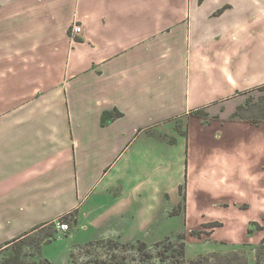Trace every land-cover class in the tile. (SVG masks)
<instances>
[{"label": "crops", "instance_id": "1", "mask_svg": "<svg viewBox=\"0 0 264 264\" xmlns=\"http://www.w3.org/2000/svg\"><path fill=\"white\" fill-rule=\"evenodd\" d=\"M261 87L264 0H0V250L102 202L186 216L228 179L250 208L264 120L235 111Z\"/></svg>", "mask_w": 264, "mask_h": 264}, {"label": "rangeland", "instance_id": "2", "mask_svg": "<svg viewBox=\"0 0 264 264\" xmlns=\"http://www.w3.org/2000/svg\"><path fill=\"white\" fill-rule=\"evenodd\" d=\"M235 113L256 124L264 120V87L239 97ZM261 154L249 149L250 164L254 166ZM238 156L225 159H233L231 170L235 172L237 162L241 166L244 161L243 153ZM176 176L172 172L166 181ZM228 176L231 178L232 174ZM193 188L199 192L198 186ZM245 191L243 185L228 179L222 194L207 196L202 201L193 197L194 211L187 212L186 216L167 214L175 208L170 200L158 202L159 208L148 211V203L140 206L132 202L116 203V196H110L114 200L111 206H120L122 213L107 211L102 202L92 215L94 225L89 224L87 216L79 220L75 214L67 215L66 233L57 232L55 226L35 231L1 249L0 264H177L175 261L180 258L184 264L191 260L199 264H264V188L258 186L244 194L250 208L243 209L249 206L245 201L240 209L232 206L243 199ZM117 193L118 190L112 192ZM138 241L145 243L143 249L139 248Z\"/></svg>", "mask_w": 264, "mask_h": 264}, {"label": "trees", "instance_id": "3", "mask_svg": "<svg viewBox=\"0 0 264 264\" xmlns=\"http://www.w3.org/2000/svg\"><path fill=\"white\" fill-rule=\"evenodd\" d=\"M119 114H120V112H118V111H114V112H105V113H104V116H103V121H104L105 118H115V117H118ZM179 190H180L181 193H183V192H184V185H181V186L179 187ZM184 200H185V198H184V196H183V202L179 203V204L173 209V211L169 212V214H173V213H179V212H181V211L183 210L184 205H185V201H184ZM66 216H67V215H65L64 218H65ZM64 218H62V220H64ZM178 235H179L180 237L184 238V235H183V234H178ZM18 238H19V237H18ZM18 238H15V239L9 241L8 243L15 244L16 242H18V240H17ZM8 243H7V244H8ZM158 243H160V242H157V243H155V244H158ZM138 245H139V248H140V249H143L144 246H145V243H144L143 241H138ZM9 246H11V245L6 246L5 248H8ZM5 248H3V249H5ZM183 253H184V252H183V245L181 244V245L179 246V254H180V256H182ZM175 262H176L177 264H184L182 258L176 260ZM188 264H199V262L196 261V260H191V261L188 262Z\"/></svg>", "mask_w": 264, "mask_h": 264}, {"label": "built area", "instance_id": "4", "mask_svg": "<svg viewBox=\"0 0 264 264\" xmlns=\"http://www.w3.org/2000/svg\"><path fill=\"white\" fill-rule=\"evenodd\" d=\"M82 31V26L81 24L77 23V22H73L71 24V36H76L78 35L80 32ZM55 227H56V231L57 232H66L69 230V224L67 221L59 219L56 221L55 223Z\"/></svg>", "mask_w": 264, "mask_h": 264}]
</instances>
